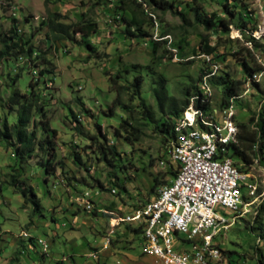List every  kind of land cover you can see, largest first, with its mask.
Instances as JSON below:
<instances>
[{"label": "rangeland", "instance_id": "1", "mask_svg": "<svg viewBox=\"0 0 264 264\" xmlns=\"http://www.w3.org/2000/svg\"><path fill=\"white\" fill-rule=\"evenodd\" d=\"M116 1L0 0V35L7 39L14 27L23 39L32 37L35 51L30 58L15 52L0 58V121L3 116L8 123L16 120V106L7 103L12 88L27 93L28 82L39 80V104L43 105L49 127L55 129L56 161L54 170L45 173L40 166L43 153L36 150L26 161L17 162L13 146L0 139V254L4 255L6 264H167L150 252L142 251L141 245L146 247L144 240L140 243V237L131 234L126 227L129 225L119 219L129 213L133 205L147 203L155 197L156 187L151 188L155 176L159 182L171 178L160 164L164 158L159 159L166 150L168 152V141L163 142L149 126L144 127L137 140H132V135L120 128L122 119L140 124V108L136 98L130 99L128 91L120 95V105L112 106L116 92L109 77L115 73H122L121 84L141 74L140 96L158 116L151 89L158 86L159 80L169 94L179 99L182 88L196 83L200 71L208 72L212 64H216L215 73H221L218 70L222 69L229 74L228 78L243 80L239 90L241 98L235 101V122L248 129L256 128V122L250 121V117H255L259 110L264 73L256 81L260 90L243 76L241 66L231 55L232 47H246L247 32L239 33V38L235 34L238 27L231 25L228 32H219L214 40L210 28L192 22L193 13L189 8L198 3L204 8L203 17L212 20L225 16L219 0H174L187 17L184 23L168 11L156 12V17H152L153 25L147 23L143 27L153 39H162L156 50L146 41L137 43L122 37ZM243 1L237 11H249L255 25L261 24L264 0ZM53 11L63 15L60 21L66 24L80 19L81 14L96 22L97 30L87 37L92 48L80 41L78 33L74 41L61 39L51 43L46 36L45 21ZM202 37L213 38L218 55L215 63L193 52ZM260 43L264 47V37ZM242 49V55L250 57ZM252 50L264 62L263 56ZM251 56L255 53L253 56L251 52ZM212 83L210 109L221 116L224 108L219 106L220 85L213 80ZM33 116L36 121L38 117ZM35 129L37 140H41L44 132L37 121ZM116 129L119 134L114 137ZM99 133L106 135L120 153V163L127 167L116 169L125 190L109 182L111 170L97 153L98 145L102 144ZM14 167L19 173L16 188L9 183ZM247 174L249 183L241 189L240 196L243 205L251 203L250 210L214 237L213 242L223 251L215 264H229V261L231 264H264V215L258 223L252 222L258 205L264 202V166L253 164ZM95 179L102 182L103 188ZM250 185L256 187L255 194L250 191ZM20 186L32 187L40 203L38 211L33 212L30 204L23 201L17 189ZM112 187L115 193L111 192ZM89 203L93 204L92 210L86 208ZM216 212L225 215L227 210L218 207ZM230 216L229 211L226 217L230 219ZM23 231L29 237L23 238ZM38 237L49 242L47 253H41L37 244L35 249L30 248V242ZM107 238L109 242L104 247ZM62 257L64 262L60 261Z\"/></svg>", "mask_w": 264, "mask_h": 264}, {"label": "trees", "instance_id": "2", "mask_svg": "<svg viewBox=\"0 0 264 264\" xmlns=\"http://www.w3.org/2000/svg\"><path fill=\"white\" fill-rule=\"evenodd\" d=\"M117 4H115V9L117 11L118 16V29L119 33L122 37L136 41H146L148 42L152 49L156 50L157 44L159 40L162 39H153L152 34L146 31L143 27L145 25H153L152 17H156V12H170L174 16H177L183 23L186 18L185 13L182 9H180L177 5H175L174 0H117ZM222 11L225 16L218 17L217 19H212L209 17H203L204 8L198 3L190 7L189 9L193 13L192 22L195 25L201 24L204 28H210L214 33L216 39V35L219 32H228V28L231 25H235L239 33L248 34V38L246 42H250L252 44V48L258 51L264 58V47H261V40H255L249 33L257 28L254 21L251 20L250 13L241 11H237L239 5H241L243 0H219ZM147 9V10H146ZM147 11V13L145 12ZM63 17L57 11L49 12L47 16V20L45 21L47 27L46 36L51 41L58 42L61 39H68L74 41V35L76 33L80 34V41L84 43L87 48H92V45L88 41L87 37L91 32H95L96 22L85 18V14H81V18L76 20L73 23L66 24L60 21V18ZM141 17V18H140ZM237 17L235 20L234 18ZM235 21V22H234ZM216 22V23H214ZM214 26V28H211ZM13 31L8 38L5 39L3 35H0V58H5L10 55V52H15L23 57L30 58L32 54L35 52L32 44V37L27 39H23L17 34L15 28H12ZM247 30V31H246ZM212 34V33H211ZM164 35V34H163ZM162 35V36H163ZM240 35V34H239ZM161 36V38H162ZM240 38V37H239ZM238 40V39H235ZM215 42L213 38L202 37L197 49H194L193 52L195 54H203L210 55L211 61L218 57L214 50ZM242 48L247 51V55L250 57H246V55H242ZM252 49H248V47H232V57L235 58L237 63L241 66L243 71V76L248 77V80L251 79V75L254 72L260 71L262 66L256 61L255 56ZM43 58V57H42ZM216 62V61H215ZM134 67V66H133ZM221 73H214L210 77V83L215 82L217 85H220V93L221 100L219 103L220 108H224L228 102L229 98L233 96H237L239 94L240 86L243 80L240 79H230L228 78V73L223 71L222 69L218 70ZM127 72V70H125ZM211 72V69L208 71ZM205 72V73H208ZM200 71L198 75V80L196 83L192 85H188L181 89V97L177 99L173 95L169 94L166 91V87L162 81H158L157 87H152V96L154 98L156 107L158 109V116H155L154 112L149 108L148 104L145 103V99L140 96V86L142 83V75L137 74L134 75L132 80L129 83L121 84V74L115 73L113 76L109 77V82L111 87H113L114 92H116V98L112 106L120 105L119 97L120 95L128 91L130 93V99L136 98L138 102V106L140 108V124L135 121L132 123L127 119H122L120 121V128L125 130L127 133L132 135L133 139H138L144 129V127L149 126L151 129L158 135L162 137L161 140L163 142L168 141V144L172 143L175 136L174 125L176 123L177 117L186 107L189 102L190 96L198 91L199 92V83L201 82L203 74ZM251 84L256 88L260 89L258 83L256 81L250 80ZM28 92L22 93L17 88H12L8 97L7 103L9 105L16 106V120L13 123H8L7 117L3 116L0 121V139H5L11 146H13V154L16 157L17 162L26 161L27 158H30L33 153L38 150L42 154V159L40 162V166L44 170L45 173L52 172L55 167V129H51L49 127V123L46 119V113L44 111L43 105L39 104L40 99V82L39 80L36 83L28 82ZM261 90V89H260ZM261 100L259 101V110L256 113L255 117L251 116L250 121L256 122V128H246L244 124H238L236 122L238 133H237V145H231L229 148L228 155L234 158V165L238 167L240 171L246 172L250 170L253 158H258L257 167H263V159H264V90H261ZM238 99L235 101L237 102ZM211 102V101H210ZM210 102L200 103L196 101V106L200 108H211L212 105ZM125 106V105H124ZM112 107L109 109L111 111ZM83 111L89 115V111L83 108ZM36 115L39 119L36 120L39 123V126L42 128L44 132V136L41 140H37L36 135V121L34 120V116ZM235 120V119H234ZM252 122V123H253ZM29 125L31 128H29ZM119 134V129L114 131V137ZM102 144H99L97 147V153L99 155L100 161L104 162L106 166L109 167L111 173L108 174L111 179H109L110 183L114 184V187L124 188V184L119 182V178L116 173V169H125L127 168L121 162V155L116 150L115 146L108 142L107 137L104 133H99ZM94 137H91L93 139ZM257 143L256 148L253 146ZM37 147V149L35 148ZM170 147V145H169ZM258 148V149H257ZM167 151V150H166ZM162 154L160 158L168 157V152ZM257 153V154H256ZM167 154V155H166ZM260 154V155H259ZM256 155V156H254ZM258 155V156H257ZM260 157V158H259ZM175 166V167H174ZM177 166H166L164 168V172L168 178H173L176 175L175 170H177ZM14 171L10 174L9 183L15 188L17 187V177L19 175L17 168L14 167ZM169 180L165 179L159 182L157 176H155L152 180L151 188H155V192L153 196L157 195V190L161 185L167 184ZM95 183L103 188V184L101 181L95 179ZM23 197V201L25 203L30 204L32 207V211H38L40 209V203L36 194L32 187L30 186H20L17 188ZM148 201V200H147ZM146 202V201H145ZM133 205L130 209H135L141 204ZM257 212L253 218V223H258L260 217L264 215V202H261L257 207ZM125 222L129 226H126L129 232L133 235H138L140 237V243L142 239V225L134 224L132 222L121 220ZM185 245V244H183ZM184 246L182 250H186ZM221 254L223 251L220 249ZM229 264L230 261H229Z\"/></svg>", "mask_w": 264, "mask_h": 264}, {"label": "bare ground", "instance_id": "3", "mask_svg": "<svg viewBox=\"0 0 264 264\" xmlns=\"http://www.w3.org/2000/svg\"><path fill=\"white\" fill-rule=\"evenodd\" d=\"M237 37H240L238 30H235ZM255 40L260 41L264 37V20L261 24H258L257 28L249 33ZM246 46L252 49V44L250 42H245ZM207 61H211L210 55H204ZM255 57L262 68L258 72L252 74L251 79L254 81H259V77L264 73V62L263 59L255 52ZM212 62V61H211ZM220 62V61H219ZM214 63V62H213ZM211 72L205 73L202 76L201 82L199 83V92H194L190 98L186 107L183 109L182 113L177 117L176 123L174 125L175 138L172 140L170 147L168 149V156H177V158H184V150L172 149L174 148H193V142L197 143V152L202 154H212L214 151H226L228 156V166L239 172L234 165V161L231 156L228 155L229 148L231 145H236L235 141L231 138H224V134H228L230 131H237V125L234 120L235 112V100L241 98V95L233 96L229 98L228 104L223 109V114L221 116L213 113L210 108H200L196 106V101L200 103L210 102L213 95V89L209 82V78L215 73L214 64ZM220 65V64H219ZM218 66V65H217ZM250 81V80H248ZM247 88V87H246ZM229 119V122H228ZM190 123V124H187ZM236 133V141H237ZM206 143L203 142L206 140ZM224 138V139H223ZM217 143H214L216 142ZM258 147L257 143L253 146ZM258 149V148H257ZM257 154V153H256ZM260 155V154H259ZM256 156V155H254ZM258 156V155H257ZM260 158V157H259ZM162 159V158H161ZM264 161V159L262 160ZM258 158H253V164H257ZM162 166L166 165L165 160H160ZM173 165L178 168L176 175L169 180L167 184L161 185L157 190V195L150 201L144 204L148 206L138 207V214H143L140 217V223L142 225V231H144V242L146 243L147 251L158 257L167 264H215L220 259V254L214 255V260H210L209 256H201V259H196V250L187 249V255L179 256L178 253H186V250H182L185 245L177 243V250L171 239H165L163 232H156L153 230L152 225L154 224V219L165 218V212L169 210L170 199L169 191L173 186V189H180V180L184 176L185 161L177 160ZM264 166V165H263ZM175 167V166H174ZM246 177L247 173H243ZM250 191L255 194V186H249ZM111 192L112 188L110 189ZM264 194V189L262 190ZM238 194V186H230L228 189V196L232 197V208L229 209L231 212L230 219L228 218V223L226 224V215H221L216 212L215 224L212 226V234L218 235L222 231L228 229V226L235 221L236 218L245 216L249 212V205H243L241 202V196L236 197ZM258 198V195L254 200ZM120 220L128 221L134 223V217H129L125 213L124 216L119 218ZM160 229H167V220H160ZM22 237H29L28 233L22 232ZM109 237V235L107 236ZM109 242L108 238L104 243L106 247ZM35 243L40 248L41 253H47L48 251L43 248L40 241L35 238ZM200 243V235L191 236V244ZM186 248V247H185ZM162 254L164 256H162ZM45 255V254H44ZM65 258H61L60 261L64 262ZM215 262V263H214Z\"/></svg>", "mask_w": 264, "mask_h": 264}, {"label": "built area", "instance_id": "4", "mask_svg": "<svg viewBox=\"0 0 264 264\" xmlns=\"http://www.w3.org/2000/svg\"><path fill=\"white\" fill-rule=\"evenodd\" d=\"M215 67H217L216 64H214ZM236 133L237 131L229 130L228 134H224V138L233 139L237 145ZM206 141L207 137L203 142L206 143ZM172 149L184 150V158L168 156L165 160L166 166L173 167V163L177 160H184V176L181 179H176L180 180V189H173L172 186L169 191L170 206L169 210L165 212V218H158L157 213V219H154L152 228L156 232H163L165 239H171L176 250L177 243L186 244V253H178L179 256L187 255V249H195L196 259H201V256H209L210 260H214L215 254H221L219 245L213 242L217 235L212 234L216 208L223 207L229 214V209L232 208V197L228 196V189L230 186H238L236 197H239L243 193L241 189L246 188L249 181L242 172H236L235 169L228 166L229 158L226 151L202 154L197 152V143L194 142L193 148L173 147ZM112 191H115L114 187H112ZM138 207L148 209V206H144V204ZM138 207L127 213V216L134 217V224L140 223V217L143 215L138 214ZM86 208L92 210L93 204H87ZM102 212H106V210H102ZM160 220H167V229H160ZM180 234H182V238H180ZM192 235H200V243L191 244ZM141 236L144 238V231ZM37 240L40 241L44 249L49 250V242L46 239L38 237ZM141 250L147 251V248L141 245ZM162 256L164 255L162 254Z\"/></svg>", "mask_w": 264, "mask_h": 264}, {"label": "crops", "instance_id": "5", "mask_svg": "<svg viewBox=\"0 0 264 264\" xmlns=\"http://www.w3.org/2000/svg\"><path fill=\"white\" fill-rule=\"evenodd\" d=\"M0 234H1V233H0ZM35 247H36V243H35V239H34V240H32V241L30 242V248L35 249ZM3 256H4L3 254H0V264H6V263H7V261L4 260V257H3ZM29 257H30V255H29Z\"/></svg>", "mask_w": 264, "mask_h": 264}]
</instances>
